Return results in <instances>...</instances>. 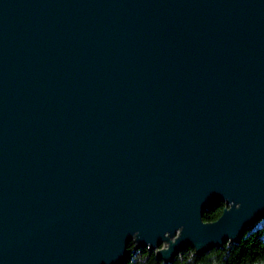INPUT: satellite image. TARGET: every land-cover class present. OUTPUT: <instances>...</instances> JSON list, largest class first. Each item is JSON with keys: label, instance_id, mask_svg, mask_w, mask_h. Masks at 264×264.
I'll list each match as a JSON object with an SVG mask.
<instances>
[{"label": "water", "instance_id": "obj_1", "mask_svg": "<svg viewBox=\"0 0 264 264\" xmlns=\"http://www.w3.org/2000/svg\"><path fill=\"white\" fill-rule=\"evenodd\" d=\"M263 216L264 0H0V264L168 263Z\"/></svg>", "mask_w": 264, "mask_h": 264}, {"label": "trees", "instance_id": "obj_2", "mask_svg": "<svg viewBox=\"0 0 264 264\" xmlns=\"http://www.w3.org/2000/svg\"><path fill=\"white\" fill-rule=\"evenodd\" d=\"M224 204L218 203L202 216L204 222L215 221L222 213ZM124 264H264V216L251 225L243 234L239 243H226L220 248H213L198 254L192 248L179 252L171 262L165 263L155 251L147 248L134 249Z\"/></svg>", "mask_w": 264, "mask_h": 264}, {"label": "bare ground", "instance_id": "obj_3", "mask_svg": "<svg viewBox=\"0 0 264 264\" xmlns=\"http://www.w3.org/2000/svg\"><path fill=\"white\" fill-rule=\"evenodd\" d=\"M225 245V244H224ZM223 246V245H222Z\"/></svg>", "mask_w": 264, "mask_h": 264}]
</instances>
